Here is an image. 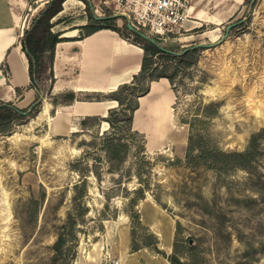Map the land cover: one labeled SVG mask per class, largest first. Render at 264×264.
<instances>
[{
    "label": "rangeland",
    "instance_id": "obj_1",
    "mask_svg": "<svg viewBox=\"0 0 264 264\" xmlns=\"http://www.w3.org/2000/svg\"><path fill=\"white\" fill-rule=\"evenodd\" d=\"M190 4L187 30L166 39L140 31L176 52L200 46L193 59L149 56L150 67L167 66L172 77L161 141L93 117L46 135L44 122L27 124L34 111L0 132V264H130L141 256L169 264L173 253L183 264H264V0ZM66 5L53 31L84 16L77 0ZM114 24L128 41L145 43L120 18ZM141 140L151 143L140 159ZM216 149L250 154L225 161L210 155ZM154 205L172 221L169 251L148 224Z\"/></svg>",
    "mask_w": 264,
    "mask_h": 264
},
{
    "label": "crops",
    "instance_id": "obj_2",
    "mask_svg": "<svg viewBox=\"0 0 264 264\" xmlns=\"http://www.w3.org/2000/svg\"><path fill=\"white\" fill-rule=\"evenodd\" d=\"M45 1L0 0V104L10 102L17 108H27L39 94L41 102L37 111L46 104L47 112L44 117L32 124L44 122L46 135H66L76 130L78 122L86 116L104 117L109 108L117 105V101L110 98L75 99L68 104H53L50 98L67 90L74 91L76 95L93 92L108 93L114 90L119 84L130 81L132 75L138 72L143 49L134 42L124 40L125 38L116 31L105 28L79 39L58 41L54 47L50 66L52 79L46 86L41 81V89L38 91L30 80L28 59L22 49L21 37L24 28L44 6ZM66 2L67 0L64 4ZM85 22L86 16L69 26L82 25ZM69 26L64 27V31L71 34L62 35L77 36L78 28H69ZM123 44L127 46L126 49L123 48ZM152 86H155L157 91L172 94L171 84L166 77L151 80L148 92L138 98L139 104L134 111L133 119L140 107L139 100L152 98L149 94ZM51 109H53L52 113H50ZM57 113H61L65 122L66 131L63 133L59 132L62 127L54 121ZM74 119L77 121L74 122Z\"/></svg>",
    "mask_w": 264,
    "mask_h": 264
},
{
    "label": "trees",
    "instance_id": "obj_3",
    "mask_svg": "<svg viewBox=\"0 0 264 264\" xmlns=\"http://www.w3.org/2000/svg\"><path fill=\"white\" fill-rule=\"evenodd\" d=\"M65 0H46L44 6L39 10V12L31 19L29 25L24 28L22 37H21V45L24 50L26 57L28 59V70L29 76L32 84L40 91L41 85L40 75L45 71V62H44V54H47L48 59V74L50 76V80L52 79V72L50 70L54 47L58 41L66 40V39H79L85 35H88L98 29L108 28L114 31H118L115 26V17L111 15H105L102 17H98L93 14L91 9L89 10V14L86 13L85 7L88 2L86 0H78L80 2L84 16H86V22L82 25L69 26V28H78L79 32L77 36L74 37H66L63 36L64 28H60L57 31H53V26L60 22L52 21V18L56 16L62 9L68 10L70 6L64 4ZM85 2V3H84ZM89 6V4H88ZM90 7V6H89ZM67 14V13H66ZM124 38L123 35L119 34ZM145 43H136L140 45L143 49V55L141 58L140 69L137 73L132 75V78L128 82H124L119 84L114 90L108 93L102 92H93L96 94V97H86V98H78L76 93L72 90H67L61 94L54 95L52 97L53 104H68L75 99H84V100H103V99H114L117 101V105L115 107L109 108L107 114L104 117L99 115L86 116V118H96L102 119L106 121L109 125V128H116L120 132L127 134L128 136H133L134 134L139 133L137 129L132 127V119L134 111L138 108V98L141 95H144L148 92L149 82L154 79H158L160 77H166L171 87L172 85V77L169 73L166 72L167 66L164 67L163 70H159L158 67H150L151 59L150 55L156 54H164L166 58H177L182 57L184 59L194 58V53L197 52L199 45H191L189 47H184L180 49V52H176L170 46H163L159 43L156 38L147 39L143 38ZM135 43V42H134ZM186 48V49H185ZM185 49V50H184ZM182 51V52H181ZM173 89V87H172ZM123 93L124 95H121ZM63 96L65 98L64 101L59 102L57 97ZM41 102V97L38 94L34 100L31 102L29 107L27 108H17L10 102H4L0 104V132H6L10 129L12 123L16 120H23V118L30 112L38 110V107ZM34 114V115H35ZM85 118V117H84ZM83 118V119H84ZM83 124V122H81ZM100 123V122H99ZM97 122L96 125L98 126ZM256 139V134H253L250 138V147L253 145ZM145 141L141 140L139 142V156L140 159L144 158L142 155L145 154ZM201 153H205V149H201ZM250 154V150L247 149L244 152L241 151H226L222 149L211 150L210 155L212 157H219L225 161L230 159L236 160L237 158H245ZM197 154L192 151V143L191 138H188V146H187V156L188 160L194 159ZM216 159V158H215ZM140 178L139 172L137 173ZM65 237L60 232L53 244V248L56 251L61 250V246L64 244ZM175 246V243H174ZM169 264H183L180 259L177 257L175 253L169 255L168 257Z\"/></svg>",
    "mask_w": 264,
    "mask_h": 264
},
{
    "label": "built area",
    "instance_id": "obj_4",
    "mask_svg": "<svg viewBox=\"0 0 264 264\" xmlns=\"http://www.w3.org/2000/svg\"><path fill=\"white\" fill-rule=\"evenodd\" d=\"M98 17L111 15L144 31L166 39L187 30L191 0H86ZM127 26V25H126Z\"/></svg>",
    "mask_w": 264,
    "mask_h": 264
},
{
    "label": "bare ground",
    "instance_id": "obj_5",
    "mask_svg": "<svg viewBox=\"0 0 264 264\" xmlns=\"http://www.w3.org/2000/svg\"><path fill=\"white\" fill-rule=\"evenodd\" d=\"M104 29V28H103ZM108 29V28H105ZM102 30V29H101ZM70 32H63V35H70ZM126 40V39H124ZM127 41V40H126ZM127 46L123 44V48L126 49ZM130 47V46H128ZM130 49H132L130 47ZM153 85V84H152ZM151 99L141 98L139 100L140 107L134 115L132 127L137 129L138 131L144 132L146 137H149L150 134L156 136L158 141H161L165 134V130L167 128L169 118H170V105L172 102V96L165 91H157L155 86H152L151 91L149 92ZM143 96V95H142ZM47 110V105L45 104L37 113L30 118L27 124L34 123L40 120L45 116ZM54 121L57 122L62 128L59 132H65V122L62 120L61 113H57ZM58 132V131H57ZM150 140H147L145 147L150 148ZM142 203V202H141ZM154 210L156 211L154 216L149 217L148 224L151 229L154 231L159 237L163 238V244L161 247L167 251L170 250V242H169V227L171 219H164L162 213L164 212L160 207L154 205ZM158 214V215H157ZM160 216V217H159ZM147 224V225H148ZM145 257V256H144ZM141 256L138 260L135 259L133 262H129L130 264H157L154 261L146 260ZM120 264V263H119Z\"/></svg>",
    "mask_w": 264,
    "mask_h": 264
},
{
    "label": "water",
    "instance_id": "obj_6",
    "mask_svg": "<svg viewBox=\"0 0 264 264\" xmlns=\"http://www.w3.org/2000/svg\"><path fill=\"white\" fill-rule=\"evenodd\" d=\"M126 25H127V27H128L129 29H131L132 31H135V29L132 27V25H130L129 23H127ZM229 27H230V24L227 25V28H229ZM136 32L139 33L141 36L147 38V39H152L151 37H149L148 35H146V34L140 32V31H136ZM225 34H226V33H225ZM185 49H186V48H185ZM185 49H184V50H185Z\"/></svg>",
    "mask_w": 264,
    "mask_h": 264
}]
</instances>
